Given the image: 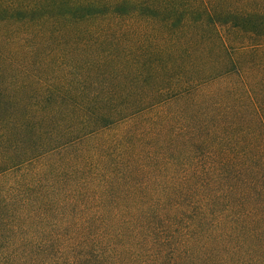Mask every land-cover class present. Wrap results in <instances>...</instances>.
<instances>
[{
    "label": "trees",
    "instance_id": "16d2710c",
    "mask_svg": "<svg viewBox=\"0 0 264 264\" xmlns=\"http://www.w3.org/2000/svg\"><path fill=\"white\" fill-rule=\"evenodd\" d=\"M0 264H264V0H0Z\"/></svg>",
    "mask_w": 264,
    "mask_h": 264
}]
</instances>
